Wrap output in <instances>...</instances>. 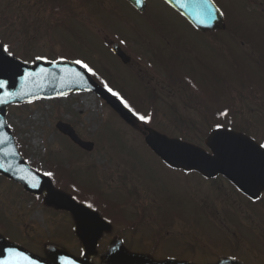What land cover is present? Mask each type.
Segmentation results:
<instances>
[{
    "label": "rangeland",
    "instance_id": "1",
    "mask_svg": "<svg viewBox=\"0 0 264 264\" xmlns=\"http://www.w3.org/2000/svg\"><path fill=\"white\" fill-rule=\"evenodd\" d=\"M111 1L121 8L125 22L107 12V0H63L56 6L45 0H0V43L8 45L10 51L27 64H33L37 56L46 58L42 59L45 61L70 60L71 56L74 61H83L79 56L87 55L93 66L86 63L92 72L85 70L98 84L105 87L101 78L105 76L95 71L105 67L117 73L116 77L128 94L140 90H137L136 78H141L142 83L160 94V100L155 103L157 111H153V115L151 111L146 117L150 116L153 130L168 137L178 138L182 134L201 142L212 122V114L214 119L221 107L228 112L226 117H220L226 120V125L231 118L234 126L243 132L256 134L261 130L264 125V64L254 62V55L250 53L252 44L255 48L264 46V0H253L255 4L249 0H214L226 24L253 29L247 33L255 35L252 44L246 38H238L236 43L225 38L223 44L218 45L219 52L215 35L205 37L162 0H147L149 9L144 15L130 11L119 0ZM150 24H155L159 32H152ZM162 26L167 33L162 31ZM170 30L174 31V37L169 36ZM118 36L125 41L121 46L139 68L136 77L116 65L106 48L108 41L119 42ZM156 48H163L164 59L169 52L176 53L175 61L166 68L170 66L171 72L182 77H193L196 83L213 90L214 98L203 97L194 87L179 91L167 84V88L162 83L167 76L141 56L146 50ZM218 64L222 65L224 77H227L225 83L219 81L217 86L215 73L214 79L209 73L205 75L204 66L215 71ZM218 88L223 93L217 95ZM103 102L92 93H74L61 100L12 105L6 110V123L16 144L22 145L26 152L24 161L40 173L48 169L53 172L59 166L70 172L76 184L102 190L106 187L102 176L107 173L114 176L121 171L153 168L158 193L165 199L167 192L176 188L171 185V181L175 185V174L168 172L141 144L137 133L130 131ZM169 104L176 105L180 113L176 123ZM180 116L183 120H179ZM58 121L71 125L81 139L92 142V151H83L61 134L55 128ZM185 121L189 125L184 124ZM218 123L224 125V122ZM43 198V194H25L20 184L0 176V235L38 258H47L45 247L48 245L82 257L72 219L65 212L46 207ZM175 198L165 202L166 208L184 210L179 208L183 203ZM96 210L107 217L102 208ZM190 212L192 218L199 216L192 206ZM99 241L96 254L88 258L91 264H100L106 253L107 236ZM136 250L147 252L143 247Z\"/></svg>",
    "mask_w": 264,
    "mask_h": 264
},
{
    "label": "flooded vegetation",
    "instance_id": "2",
    "mask_svg": "<svg viewBox=\"0 0 264 264\" xmlns=\"http://www.w3.org/2000/svg\"><path fill=\"white\" fill-rule=\"evenodd\" d=\"M118 2L130 11L141 14L126 0ZM145 4L147 9L146 1ZM107 12L125 22L121 8L111 0H107ZM148 27L154 33L159 32L155 24H150ZM162 31L167 33L163 26ZM248 31L254 30L229 24L225 33L223 31L216 33V50L220 51L218 45L223 44L225 38L231 43H236L235 40L238 38H246L252 44L255 35L248 34ZM239 32L243 34L239 35ZM172 33L174 31L170 30V37ZM106 46L116 60V65L125 69L126 74L136 77L139 68L135 67L128 51L121 46V49L130 57V62L124 64L111 52L109 41ZM158 49L163 52V48H156L155 51L153 49L154 52L146 50L144 58L157 61L158 56L155 54ZM152 53L153 56L155 55L153 58ZM251 54H258L257 58L263 59L264 63V46L258 45L255 48L251 45ZM254 58L256 55L252 59ZM166 59V62L170 63L175 60L170 54ZM107 64L111 65L109 62ZM213 69L210 68L207 72H211L212 79L215 73L218 86L219 81L224 78V68L218 64L216 70L213 71ZM103 75L107 81L119 80L116 77L117 73L105 67ZM111 89L116 92V87L112 86ZM219 92L221 90L218 88L217 95ZM213 97L214 93L210 95L211 99ZM250 136L264 145V125L260 131ZM160 163L168 172L175 174V185L172 181L171 185L176 188L169 190L165 199L158 193L155 169L148 167L117 172L120 174L114 176L107 173L102 176L106 185L102 190L96 187L85 188L76 184L74 190L70 191L64 187L62 191L72 195L77 202L85 205L89 203L94 206L101 205L106 209L107 224L111 227L107 232V234L110 233L109 236L107 235V249L113 241L119 239L124 253L148 256L158 262L171 260L179 264H219L230 261L238 264H264V190H260L259 199H256L257 194L252 196L244 194L223 175L209 177L196 171L172 168L161 161ZM171 198L182 202L183 206L179 208L185 209L166 208L165 202ZM191 206L199 216L195 215L192 218ZM143 232L148 233V236ZM140 247L147 252L137 251L136 249ZM153 255L157 257L154 258Z\"/></svg>",
    "mask_w": 264,
    "mask_h": 264
},
{
    "label": "water",
    "instance_id": "3",
    "mask_svg": "<svg viewBox=\"0 0 264 264\" xmlns=\"http://www.w3.org/2000/svg\"><path fill=\"white\" fill-rule=\"evenodd\" d=\"M128 1L140 11L144 10L143 6H137L133 0ZM164 1L181 13L200 31L219 30L223 27L222 15L218 14L214 21L208 22L209 26H204L198 24L188 11L181 9L176 0H172L171 3L168 0ZM112 50L124 63L129 61V57L119 49L117 44L112 46ZM41 68L46 70V76L41 74ZM26 72L33 73V76L25 78ZM76 73L81 75L77 77ZM0 80L7 81V86L5 89L0 90V95L5 91L16 94L9 103L0 104V121H3L5 125L0 128V133L6 134V142L0 143V163L4 164V168H0V174L22 184L26 191L33 194H39L45 189L46 203L57 209L68 211L72 215L75 222V234L81 242L84 253L90 256L94 255L97 241L101 234L109 228L107 223L88 208L55 192L45 176L29 168L19 155L11 132L6 125L5 111L6 107L13 103L57 98L70 94L75 90H80L93 92L102 97L116 111L121 113L125 120L129 119L128 112L101 87L96 85L84 70L69 62H56L53 64L36 61L33 66H28L7 54L0 53ZM56 128L81 148L88 151L92 149V143L81 141L68 125L58 122ZM145 143L158 157L173 167L196 170L207 176L222 174L248 195L256 194L264 189V150L243 135L225 130H219V133L215 131L208 142L211 154L196 145L179 139L168 138L155 131L147 133ZM4 152L15 153V155L5 156L3 155ZM5 168H8V171H5ZM33 175L38 178V187L35 188L29 184ZM21 177H25V179H21ZM5 248H14L24 253L36 264H49L31 256L16 245H7L1 239L0 258L7 255L6 252H3ZM49 254L53 258V264H63L61 258L71 260L72 264H89L85 259H75L71 255L52 247L49 248ZM107 264L152 263L140 256H126L119 253L109 255ZM165 264L174 263L168 262Z\"/></svg>",
    "mask_w": 264,
    "mask_h": 264
},
{
    "label": "snow or ice",
    "instance_id": "4",
    "mask_svg": "<svg viewBox=\"0 0 264 264\" xmlns=\"http://www.w3.org/2000/svg\"><path fill=\"white\" fill-rule=\"evenodd\" d=\"M133 2L137 6H143L144 0H133ZM169 3L172 2V0H168ZM177 5L186 11L189 12V14L193 17V19L201 25L204 26H209L208 22L209 21H214L217 18V15H223V13L220 11L219 8L216 7L214 0H176ZM0 53L7 54V55H13V53L10 51L9 46L0 43ZM37 60H42L46 59L44 57L37 56ZM63 59V58H62ZM53 64L56 62L53 61ZM75 64L79 65L81 68L86 69L88 72H92V69L83 61L81 60H76L74 61ZM41 74H44L45 76L47 75L46 70L41 68L40 70ZM94 74V73H93ZM77 77H79L81 74L76 73L75 74ZM33 76V73L26 72L25 73V78H31ZM7 86V81L5 80H0V90L5 89ZM107 87V85H105ZM108 91L112 93L113 96H117L118 99L121 100V103L124 104L126 108L129 109V111L133 112V115H136L139 120L144 121L145 123L150 122V116L146 117L143 115H139L138 113H135L128 105V103L119 96L118 93L114 92L111 88H108ZM14 95L12 92L5 91L3 92L2 95H0V104H6L9 103L12 98H14ZM220 117H226L228 115L227 109L224 111H221L218 114ZM5 125L3 121H0V128H3ZM224 128L223 124L217 123L215 125V130L219 133V130ZM223 135V134H220ZM5 136L6 134L0 133V143H5ZM259 147L264 148V145H259ZM15 155V153H8L4 152L3 155L8 156V155ZM171 166V165H170ZM0 168H4V164L0 163ZM5 171H8V168L4 169ZM45 176H53L54 173L51 171L43 173ZM21 179H25V177H21ZM29 184L31 187L35 188L38 187V178L33 175L31 180L29 181ZM256 199H259V194L257 193ZM88 208H92V204L87 205ZM3 252H6L7 255L4 256L3 258H0V264H36L35 261L31 260L29 257L24 255V253L14 249V248H5L3 249ZM63 261V264H72L71 260L61 258Z\"/></svg>",
    "mask_w": 264,
    "mask_h": 264
},
{
    "label": "trees",
    "instance_id": "5",
    "mask_svg": "<svg viewBox=\"0 0 264 264\" xmlns=\"http://www.w3.org/2000/svg\"><path fill=\"white\" fill-rule=\"evenodd\" d=\"M179 82L183 84L182 81H179ZM139 98H141L142 101H145V100L153 101L156 98V96L153 91H150L149 88L145 86L143 89V93L141 94V96H139Z\"/></svg>",
    "mask_w": 264,
    "mask_h": 264
}]
</instances>
